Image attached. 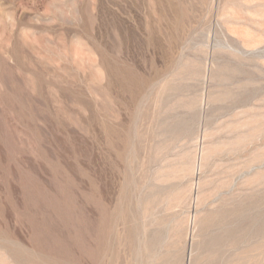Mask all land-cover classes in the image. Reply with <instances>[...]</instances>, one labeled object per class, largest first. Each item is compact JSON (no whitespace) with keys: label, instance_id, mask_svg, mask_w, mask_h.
I'll return each instance as SVG.
<instances>
[{"label":"rangeland","instance_id":"374dc122","mask_svg":"<svg viewBox=\"0 0 264 264\" xmlns=\"http://www.w3.org/2000/svg\"><path fill=\"white\" fill-rule=\"evenodd\" d=\"M0 264H264V0H0Z\"/></svg>","mask_w":264,"mask_h":264}]
</instances>
